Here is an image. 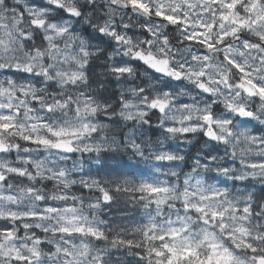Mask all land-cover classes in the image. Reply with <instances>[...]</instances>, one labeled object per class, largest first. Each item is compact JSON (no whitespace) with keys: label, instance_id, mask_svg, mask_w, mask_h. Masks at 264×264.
Segmentation results:
<instances>
[{"label":"snow or ice","instance_id":"1","mask_svg":"<svg viewBox=\"0 0 264 264\" xmlns=\"http://www.w3.org/2000/svg\"><path fill=\"white\" fill-rule=\"evenodd\" d=\"M0 264H264V0H0Z\"/></svg>","mask_w":264,"mask_h":264},{"label":"trees","instance_id":"2","mask_svg":"<svg viewBox=\"0 0 264 264\" xmlns=\"http://www.w3.org/2000/svg\"><path fill=\"white\" fill-rule=\"evenodd\" d=\"M195 149H193V151H194Z\"/></svg>","mask_w":264,"mask_h":264}]
</instances>
